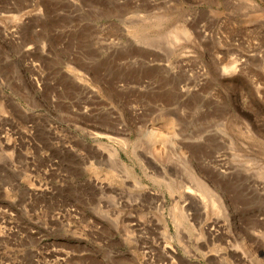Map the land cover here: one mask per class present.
<instances>
[{"label":"rangeland","instance_id":"1","mask_svg":"<svg viewBox=\"0 0 264 264\" xmlns=\"http://www.w3.org/2000/svg\"><path fill=\"white\" fill-rule=\"evenodd\" d=\"M0 264H264V0H0Z\"/></svg>","mask_w":264,"mask_h":264}]
</instances>
